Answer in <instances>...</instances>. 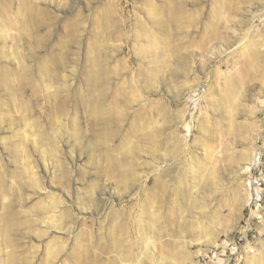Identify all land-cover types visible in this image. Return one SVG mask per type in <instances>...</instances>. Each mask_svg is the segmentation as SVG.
<instances>
[{
	"label": "rangeland",
	"instance_id": "374dc122",
	"mask_svg": "<svg viewBox=\"0 0 264 264\" xmlns=\"http://www.w3.org/2000/svg\"><path fill=\"white\" fill-rule=\"evenodd\" d=\"M258 253L264 0H0V264Z\"/></svg>",
	"mask_w": 264,
	"mask_h": 264
},
{
	"label": "bare ground",
	"instance_id": "6f19581e",
	"mask_svg": "<svg viewBox=\"0 0 264 264\" xmlns=\"http://www.w3.org/2000/svg\"><path fill=\"white\" fill-rule=\"evenodd\" d=\"M255 158V160H254V162L252 163V164H257L259 161V158L258 157H254ZM252 162V161H251ZM250 162V163H251ZM250 166H251V164H250ZM249 168V167H248ZM247 170V169H246ZM252 263L253 264H260V263H262V256H261V254L260 253H258V255H255L254 257H253V260H252Z\"/></svg>",
	"mask_w": 264,
	"mask_h": 264
}]
</instances>
